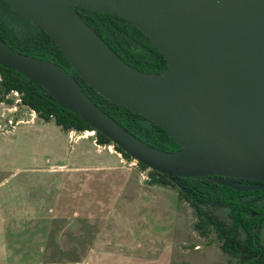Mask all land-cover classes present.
<instances>
[{"label": "water", "instance_id": "water-1", "mask_svg": "<svg viewBox=\"0 0 264 264\" xmlns=\"http://www.w3.org/2000/svg\"><path fill=\"white\" fill-rule=\"evenodd\" d=\"M191 0H0L40 27L56 44L79 78L98 95L160 126L179 144L176 152L153 149L104 113L75 78L48 60L14 51L0 39V65L39 84L61 106L94 131L148 167L174 175L209 177L237 191L264 190L228 178L264 181V0L243 4L229 14L191 21L177 8ZM88 14L108 34L98 14L130 23L167 63L158 74L139 72L123 62L79 15ZM4 14L16 19L15 13ZM24 22L22 19H17ZM207 87L220 108L199 102ZM212 115L218 134L230 138L257 165L230 169L218 148L198 139L191 108Z\"/></svg>", "mask_w": 264, "mask_h": 264}, {"label": "rangeland", "instance_id": "rangeland-1", "mask_svg": "<svg viewBox=\"0 0 264 264\" xmlns=\"http://www.w3.org/2000/svg\"><path fill=\"white\" fill-rule=\"evenodd\" d=\"M9 97L0 103V264H229L213 235L194 231L176 191L147 183L149 169ZM210 121L200 117V134ZM216 147L232 169L226 144ZM259 237L264 245V225Z\"/></svg>", "mask_w": 264, "mask_h": 264}, {"label": "trees", "instance_id": "trees-1", "mask_svg": "<svg viewBox=\"0 0 264 264\" xmlns=\"http://www.w3.org/2000/svg\"><path fill=\"white\" fill-rule=\"evenodd\" d=\"M6 5V4H5ZM8 6V5H6ZM10 7V6H8ZM0 12V39L14 51L53 62L69 72L87 96L127 133L146 144L162 151L176 152L181 149L160 126L143 116L115 105L98 95L71 68L51 38L32 21L20 22ZM81 18L90 26L127 65L139 72L158 74L167 63L153 44L129 22L110 14H98L99 21L108 34L87 11L77 9ZM17 93L19 105L26 107L42 122L53 121L64 133L92 131L80 116L61 106L45 89L17 70L0 65V103L11 106ZM98 145L113 144L101 133L94 131ZM114 145V144H113ZM122 157H131L114 145ZM140 170L147 171L150 186L170 188L176 191L180 201L193 211L194 231L201 238L213 235L218 249L229 264H264V245L259 232L264 225V190L237 191L213 182L209 177L183 176L165 173L137 161ZM241 185L264 187V181L228 178ZM218 210L224 217L215 213Z\"/></svg>", "mask_w": 264, "mask_h": 264}, {"label": "bare ground", "instance_id": "bare-ground-1", "mask_svg": "<svg viewBox=\"0 0 264 264\" xmlns=\"http://www.w3.org/2000/svg\"><path fill=\"white\" fill-rule=\"evenodd\" d=\"M250 1L253 0H191L189 2H192L196 9L186 8L185 4H183L177 8V11L183 14L187 19L191 21H203L211 18H219L225 16L236 8H238L239 6L246 4ZM199 102L203 106L209 108H220L219 104L212 97L207 87L201 88ZM191 108L196 112L198 120L201 116L211 120L209 126L206 128L203 134H200V130L199 128H197L198 139L201 141V143L210 148H213L215 146H221L225 143L228 147L229 154H231L230 157L236 158V162L232 169L241 165L258 164L257 161L250 154H248L245 150L237 146L233 140H231L230 138L219 136L217 131L219 125L216 123V120L212 115L204 111H198L194 102L191 103ZM92 134L93 132L88 131L86 132V137H89Z\"/></svg>", "mask_w": 264, "mask_h": 264}, {"label": "built area", "instance_id": "built-area-1", "mask_svg": "<svg viewBox=\"0 0 264 264\" xmlns=\"http://www.w3.org/2000/svg\"><path fill=\"white\" fill-rule=\"evenodd\" d=\"M13 94H14L15 96H17V93L14 92ZM81 133H83V135H82L81 137H82V138H85L84 136H85L86 131H85V132H81ZM99 146H104V148L106 147V148L108 149V151H110V152H111V149L114 148V145H113V144H110V145H99ZM99 146H98V147H99ZM114 149H115V148H114ZM117 154H118L119 157L122 156L121 153H119V152H118ZM133 162L136 163L137 161L134 160ZM135 165H136V164H135Z\"/></svg>", "mask_w": 264, "mask_h": 264}, {"label": "flooded vegetation", "instance_id": "flooded-vegetation-1", "mask_svg": "<svg viewBox=\"0 0 264 264\" xmlns=\"http://www.w3.org/2000/svg\"><path fill=\"white\" fill-rule=\"evenodd\" d=\"M1 7H2L3 9L11 10V11L14 12V13L16 12L13 8L6 6L4 3L1 4ZM17 15H20V13H18Z\"/></svg>", "mask_w": 264, "mask_h": 264}]
</instances>
